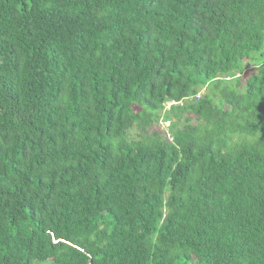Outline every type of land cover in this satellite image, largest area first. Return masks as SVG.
<instances>
[{
	"label": "trees",
	"instance_id": "16d2710c",
	"mask_svg": "<svg viewBox=\"0 0 264 264\" xmlns=\"http://www.w3.org/2000/svg\"><path fill=\"white\" fill-rule=\"evenodd\" d=\"M0 264H264V0H0Z\"/></svg>",
	"mask_w": 264,
	"mask_h": 264
},
{
	"label": "rangeland",
	"instance_id": "374dc122",
	"mask_svg": "<svg viewBox=\"0 0 264 264\" xmlns=\"http://www.w3.org/2000/svg\"><path fill=\"white\" fill-rule=\"evenodd\" d=\"M243 79V78H242ZM240 82H242L240 79H239ZM244 81V80H243ZM169 107V105L167 106ZM169 122H172V120H166V121H161L159 122L157 125H155L153 127V130H160L162 133L166 134L168 132V129H169ZM171 125V124H170Z\"/></svg>",
	"mask_w": 264,
	"mask_h": 264
},
{
	"label": "clouds",
	"instance_id": "9594fccd",
	"mask_svg": "<svg viewBox=\"0 0 264 264\" xmlns=\"http://www.w3.org/2000/svg\"><path fill=\"white\" fill-rule=\"evenodd\" d=\"M170 124H171V122H170ZM170 124H169V126H170Z\"/></svg>",
	"mask_w": 264,
	"mask_h": 264
},
{
	"label": "built area",
	"instance_id": "2783aa9c",
	"mask_svg": "<svg viewBox=\"0 0 264 264\" xmlns=\"http://www.w3.org/2000/svg\"><path fill=\"white\" fill-rule=\"evenodd\" d=\"M169 124H170V122H169Z\"/></svg>",
	"mask_w": 264,
	"mask_h": 264
}]
</instances>
